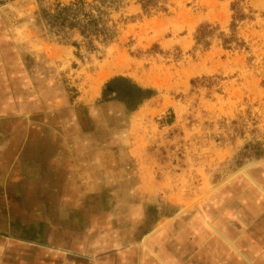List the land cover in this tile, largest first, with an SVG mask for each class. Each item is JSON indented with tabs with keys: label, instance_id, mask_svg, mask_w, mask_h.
Listing matches in <instances>:
<instances>
[{
	"label": "rangeland",
	"instance_id": "rangeland-1",
	"mask_svg": "<svg viewBox=\"0 0 264 264\" xmlns=\"http://www.w3.org/2000/svg\"><path fill=\"white\" fill-rule=\"evenodd\" d=\"M73 1L0 5V234L19 236L0 264L91 257L101 237L124 249L214 234L206 222L222 231L224 210L242 238L262 227L264 0H166L149 14L126 0L116 37L95 50L52 34L55 5ZM231 24L236 41L223 44ZM115 77L151 98L100 102ZM242 203L260 213L241 216Z\"/></svg>",
	"mask_w": 264,
	"mask_h": 264
},
{
	"label": "crops",
	"instance_id": "crops-1",
	"mask_svg": "<svg viewBox=\"0 0 264 264\" xmlns=\"http://www.w3.org/2000/svg\"><path fill=\"white\" fill-rule=\"evenodd\" d=\"M238 213L244 217H254L260 210H257V206L243 204ZM238 222V219L230 220L229 214H225L224 210L217 222L222 231L216 225V230L213 229L206 222L214 234H157L150 240L144 239L142 246L124 249L112 247L113 241L107 242L108 238L101 237L99 244L92 249L94 252L91 257L86 258L83 249L82 252L76 250L77 253L67 251L65 253L68 255L59 259L62 264H264V220L262 227L255 223L249 224L247 233L243 235L245 239L239 236L242 228L240 229ZM247 234L250 240H247ZM253 234L263 235L253 240ZM16 237L19 236L0 234V251L6 241L9 243ZM184 244L188 247L181 246ZM186 250L187 256L182 252ZM73 255L77 257L74 258Z\"/></svg>",
	"mask_w": 264,
	"mask_h": 264
},
{
	"label": "trees",
	"instance_id": "trees-1",
	"mask_svg": "<svg viewBox=\"0 0 264 264\" xmlns=\"http://www.w3.org/2000/svg\"><path fill=\"white\" fill-rule=\"evenodd\" d=\"M126 0H74L68 4L57 3L54 7L49 25L54 28L52 34L67 36L69 33H76L81 37V45L88 49L95 50L97 45H106L110 43L117 35V24L112 21L111 15L117 12L125 4ZM166 0H141L142 10L149 14L150 10L157 7L158 3ZM6 0H0V5ZM236 5L233 7L235 8ZM236 11V10H235ZM245 15L242 12H236L235 19H242ZM232 33L227 37L222 36L223 44L235 42ZM210 26L200 27L196 32V44L206 45L204 40L206 35H211ZM67 34V35H64ZM79 46V44H74ZM151 91L143 89L131 80L123 77H115L108 81L102 90L100 102H109L120 100L126 103L130 110L138 107L144 99L151 98Z\"/></svg>",
	"mask_w": 264,
	"mask_h": 264
},
{
	"label": "bare ground",
	"instance_id": "bare-ground-1",
	"mask_svg": "<svg viewBox=\"0 0 264 264\" xmlns=\"http://www.w3.org/2000/svg\"><path fill=\"white\" fill-rule=\"evenodd\" d=\"M252 164V163H251ZM255 164V163H254ZM256 164H258V163H256ZM245 167V166H244ZM243 168V167H242ZM241 170V169H240ZM241 173V172H240ZM255 185H257V183H255L252 179H250ZM257 187H258V189L260 190V192H262V193H264V190L260 187V185L258 186L257 185ZM209 225L213 228V229H215L214 228V226L211 224V223H209ZM216 230V229H215ZM216 232H218V231H216ZM219 234V233H218Z\"/></svg>",
	"mask_w": 264,
	"mask_h": 264
}]
</instances>
